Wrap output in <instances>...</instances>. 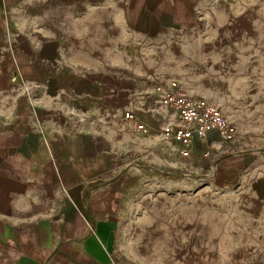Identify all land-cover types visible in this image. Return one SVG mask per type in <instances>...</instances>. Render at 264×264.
<instances>
[{
  "label": "crops",
  "instance_id": "obj_1",
  "mask_svg": "<svg viewBox=\"0 0 264 264\" xmlns=\"http://www.w3.org/2000/svg\"><path fill=\"white\" fill-rule=\"evenodd\" d=\"M198 2L0 0V264H125L118 227L143 173L232 175L264 159V137L213 130L182 156L163 133L174 110L139 66L127 76L125 52L171 50Z\"/></svg>",
  "mask_w": 264,
  "mask_h": 264
},
{
  "label": "rangeland",
  "instance_id": "obj_2",
  "mask_svg": "<svg viewBox=\"0 0 264 264\" xmlns=\"http://www.w3.org/2000/svg\"><path fill=\"white\" fill-rule=\"evenodd\" d=\"M186 21L195 30L175 37L171 50L126 51L127 76L136 64L143 86L175 80L192 99L220 108L238 134L264 137V0H199L197 19ZM253 161L232 175L216 166L198 178L182 177L181 166L143 173L120 219L118 260L264 264V197L253 173L264 159Z\"/></svg>",
  "mask_w": 264,
  "mask_h": 264
},
{
  "label": "built area",
  "instance_id": "obj_3",
  "mask_svg": "<svg viewBox=\"0 0 264 264\" xmlns=\"http://www.w3.org/2000/svg\"><path fill=\"white\" fill-rule=\"evenodd\" d=\"M157 92L161 94L162 105L171 107L178 117V123L165 126L163 133L179 146L182 156L190 155L195 138L204 139L212 130L217 131L223 140H234L237 130L226 121L220 108L192 99L175 80L159 86ZM124 116L129 121H135L130 112ZM136 126L139 131L145 130L139 122Z\"/></svg>",
  "mask_w": 264,
  "mask_h": 264
}]
</instances>
